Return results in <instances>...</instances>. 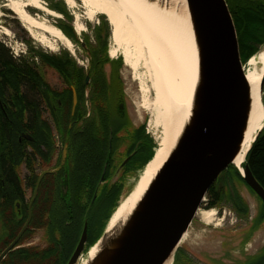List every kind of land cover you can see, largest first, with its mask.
Listing matches in <instances>:
<instances>
[{
    "label": "water",
    "instance_id": "obj_1",
    "mask_svg": "<svg viewBox=\"0 0 264 264\" xmlns=\"http://www.w3.org/2000/svg\"><path fill=\"white\" fill-rule=\"evenodd\" d=\"M185 2L198 52V81L190 116L131 216L114 234L107 236L104 230L93 244H100V251L88 264H167L170 260L173 264L209 190L242 150L251 112V88L228 4L226 0ZM263 49L264 44L257 54ZM260 89H264V75ZM72 91L74 115L78 98L74 88ZM240 175L264 205V188L248 165ZM30 220L31 215L17 239L0 256V262L18 243ZM87 238L85 226L68 264H78Z\"/></svg>",
    "mask_w": 264,
    "mask_h": 264
},
{
    "label": "trees",
    "instance_id": "obj_2",
    "mask_svg": "<svg viewBox=\"0 0 264 264\" xmlns=\"http://www.w3.org/2000/svg\"><path fill=\"white\" fill-rule=\"evenodd\" d=\"M226 2L237 31L241 60L242 62L247 61L264 44V0H226ZM60 12L70 19L65 8ZM61 30L73 44H79L81 48L90 53L91 61L90 69H85V67L79 66L69 54L52 57L35 54L43 66L54 69L61 76L66 84V88L61 91L53 88L44 80L35 58H14L11 51L3 43H0L1 193L13 185V179L11 181L8 179L13 178V164L16 163L17 166H20L25 163V155H19L20 149L32 147L36 161L37 154L41 153L44 147L47 149L54 148L53 130L50 122L44 117L47 112L54 120L59 118L60 128H64L65 132L80 135L77 139L82 140L81 146H77L75 143L72 148L81 150L80 158L82 160L79 164V176L83 178L80 191L82 195L88 194L89 200L95 189L94 186L91 188V185H96L104 164L107 163L104 160L113 155L111 150L108 154L106 150L114 149L112 144L108 148L107 142L105 144L103 141L100 142L95 134L103 133L107 136L109 133H114L116 139L119 135L118 140L123 138V136L121 137L122 134L129 135V143H133L129 152L134 150L129 155V161L126 164L131 166L130 170L134 169L132 167L137 160L139 163L136 167L140 165L138 169H142L154 156L156 146H154L153 139L145 133L143 127L135 128L133 126L124 107L123 85L119 75L122 60L111 61L108 58V41L111 37L108 22L103 21L96 27L95 46L88 43L85 46L80 44L72 26L61 27ZM107 64L111 67L109 75L104 68ZM87 77L90 78L88 84L85 82ZM72 88H75L78 96L77 111L74 115H72ZM88 88H90L91 95L90 103L94 106L95 111L93 120L80 124L76 128L75 124L81 123V119L86 115L84 91ZM97 119H99V130L95 124ZM71 123L74 126L72 128L69 127ZM25 135L32 139H24ZM20 138L22 143H19ZM74 138L71 137L72 140ZM92 161L97 166L94 171L96 173L93 177L94 182L90 185V177L94 175V173L89 174L91 171L89 168L93 165ZM245 165H248L255 179L264 188V127L253 143ZM237 176L243 181L239 174ZM3 181H5V187L2 184ZM120 187L121 185H117L114 191H106V193L112 197L114 193L119 192ZM217 187V183H215L206 196L209 199V209L217 207L226 197V194L224 197L223 189L217 190ZM105 197L106 195L103 198ZM83 200L82 198L81 202ZM88 202L84 209L87 208ZM235 203L239 213L242 216L245 215L247 208L242 200L236 196ZM91 205L93 208L96 206ZM260 216V222H262L263 214ZM97 239H94L93 244ZM181 252V249L177 251L175 264H188L187 261L181 260ZM53 262L45 249L28 248L9 254L1 264H53Z\"/></svg>",
    "mask_w": 264,
    "mask_h": 264
},
{
    "label": "bare ground",
    "instance_id": "obj_3",
    "mask_svg": "<svg viewBox=\"0 0 264 264\" xmlns=\"http://www.w3.org/2000/svg\"><path fill=\"white\" fill-rule=\"evenodd\" d=\"M63 1L69 8H75L74 0ZM79 1L88 20L92 21L100 15L107 18L113 44L109 51L111 58H116L120 52L124 64L134 70L145 59L151 73L154 97L152 101L144 100L143 108L152 112L154 125L162 129V137L154 156L143 167L132 191L120 202L118 209L108 220L105 229V235L108 236L126 223L176 145L190 116L193 93L198 81V52L185 0H179L182 5L180 11L174 5L165 6L161 0ZM6 7L41 45L51 50L58 43L68 48L73 46L62 31L45 17L29 12L30 9H36L58 18V14L42 0H7ZM84 31L83 26L76 27L78 34ZM244 70L251 88V112L242 150L233 164L241 174L254 138L264 125V104L260 89L264 75V49L247 62ZM198 214L204 223L211 224L215 210L199 211ZM186 236L187 234L181 242H184ZM99 251L100 244L92 246L86 254L87 258H81L78 264H88ZM167 264H172V260Z\"/></svg>",
    "mask_w": 264,
    "mask_h": 264
},
{
    "label": "rangeland",
    "instance_id": "obj_4",
    "mask_svg": "<svg viewBox=\"0 0 264 264\" xmlns=\"http://www.w3.org/2000/svg\"><path fill=\"white\" fill-rule=\"evenodd\" d=\"M42 1L46 4L49 9L55 11L59 17H50L41 11H38L36 9H30L29 12L32 15H40L41 17H45L53 26L59 28V30H61V27L68 28V26H72L80 44L85 46V44L88 43L95 46V29L103 21L108 22L105 16L100 15L94 18L92 21L88 20L85 16L86 11L79 0H74L76 3L75 8H69L63 0ZM161 1L165 6L168 7H170V5H174L175 8H178V11L182 8V5L181 3H179V0ZM6 4L7 0H0V43H3L9 49L13 56L16 54V51L21 58H35V61L37 62V65L39 67V70L41 71L44 80L53 88L57 89L58 91H61L66 88V84L64 83L63 79L57 71L48 66H43L39 57L35 54H42L44 56L51 57L69 54L79 66L85 67V69L89 68L91 61L90 53L87 52V50L81 48L79 44H72L73 46L71 48H68L66 47V45L58 43L56 44L54 50H51L50 48H47L44 45H41L30 36L27 30L22 26L20 20L16 17V15L6 7ZM64 8L67 12V16L70 17V19H68L62 12H60ZM79 26H83L85 28V31L83 33L78 34L76 32V27ZM112 48L113 44L110 37L108 41V58L111 61H115L118 59L122 60V67L119 69V75L123 85L122 92L124 95V107L126 109V112L130 117L133 126L135 128L143 127L145 133L153 139L154 146H156V149L162 137V129L154 125V117L152 112H150L146 108H143L144 100L152 101L154 97V93L152 90L151 73L149 72L146 61L145 59H142L137 69L134 70L133 68L124 64L123 58L122 56H120V52L116 58H111L109 51ZM256 54H254L253 56H255ZM247 62L248 60L242 62L244 64V67L246 66ZM104 68L106 73H108L109 75L111 73L110 65L107 64ZM89 90L90 88L84 91L86 114L91 111V95ZM143 91H146V93ZM262 100L264 104V89L262 91ZM44 117L45 119H47L48 122L52 124V118L48 113H45ZM56 141L58 143L57 139ZM124 152V147L119 149V154ZM58 153H60V150H58ZM122 155L121 159H124L125 155ZM139 167L140 165H138L135 170L125 175V172H123L124 169L121 166V168H119L115 175L112 177V182H122V196L117 201L115 199L114 203L108 207V210L105 213L104 221L103 218L98 219L99 230L102 228V226L105 225V222L108 221V219L113 215L120 202L134 188L138 177L140 176V172L143 169H138ZM237 174L240 175L239 171L232 165L226 171H224L221 176L217 179V186H223L222 189L224 192V197L225 194L226 197L218 204L217 207L211 209H209L208 207L209 199L206 197L205 201L203 202L200 208V211L206 212L213 209L215 210V216L211 224H206L202 221L201 216L199 214L196 215L192 225L189 228V231L187 232L186 239L179 245V250H182V252L180 253L181 260L187 261L188 264H236L238 260H244V258L243 260H240L241 255H239V248L242 247V250L246 248V250L253 252L254 250H256L257 246L263 243V203L245 185V183L237 176ZM230 194L235 197L237 196L242 200L245 207L247 208L245 215L242 216L240 213H237L236 208L234 207L229 198ZM109 203L110 199L106 202V204L108 205ZM262 214L263 221L260 222L258 216ZM251 219H258V224L254 225L255 221L252 222ZM251 224L253 225L251 226ZM246 230H248L247 233L245 232ZM246 235L249 236L248 239L250 240H248L247 242L249 244H241V240H243ZM99 236L100 234L98 233L95 239L99 238ZM2 242L3 241H1L0 243V252L4 247ZM36 244H39V242L37 241ZM243 245L245 246L243 247ZM86 254L81 255L80 259L87 258ZM183 261L180 262L182 263ZM174 262L173 264H175Z\"/></svg>",
    "mask_w": 264,
    "mask_h": 264
},
{
    "label": "flooded vegetation",
    "instance_id": "obj_5",
    "mask_svg": "<svg viewBox=\"0 0 264 264\" xmlns=\"http://www.w3.org/2000/svg\"><path fill=\"white\" fill-rule=\"evenodd\" d=\"M93 108L94 106L91 104V111L87 114L85 113L86 115L81 119V123L75 124L76 128L80 124L93 120L95 113ZM76 111L77 107L75 113ZM98 121L99 119H97V123L95 124L99 130ZM59 124H61L59 118L58 121L52 118L51 127L53 130L52 141L54 148L47 149L43 146L44 148L41 153L36 156V161L32 147L20 149V153L17 151L19 155H25V163L20 166H17L16 163L13 164V178H8L10 181L13 179V185L9 184L10 186L2 193L0 191V243L3 241L2 244L4 246L0 252V256L17 239L31 215L30 223L22 237L15 247L4 256L0 264L9 254L16 251H24L28 248L45 249L47 255L54 261L53 264H68L80 242L85 226H87L88 238L83 254H86L90 246H92L95 237L98 233L101 235L107 225L108 221L99 230L98 219L103 218L104 221L108 207L114 203L115 199L117 201L122 196V182L114 183L112 182V177L121 166L126 175L135 170L136 165L139 163V160H137L132 170H130L131 166L129 165L123 166L126 159L134 151L129 152L133 147V143H129V135L120 134L123 138L120 137L121 139L118 140L119 135L116 139L114 133H109L107 136L103 133L95 134L100 142L103 141L104 144L107 142L108 148L113 145L114 149L109 148L106 150L107 154L111 150L113 155L111 158L107 157L104 160L107 163L104 164L105 166L97 183H95L96 185H91L94 182L93 177L96 175L94 171L97 166L92 161L93 165L89 168L91 170L89 174L94 173V175L88 180L91 188L94 186L95 189L89 200L88 194L82 195L80 191L83 178L79 176V164L82 160L80 158L81 150L72 148V145L75 143H77V146H81L82 140L77 139L80 137L79 134L67 133L64 131V128H60ZM72 124H70V128L74 127ZM71 137H75L74 140L76 139L77 141L75 142ZM24 139L30 140L26 138V135ZM19 143H22L21 138ZM123 147L125 148V152L119 154V149ZM58 150H60V153H58ZM122 154L125 155L124 159H121ZM64 156L66 157L64 158ZM45 172L51 173L44 175L39 183L41 176ZM2 184L5 187V181ZM117 185H121L120 190L118 193H114L112 197L115 198H112L106 191H114ZM222 188L223 186L219 185L217 190H222ZM104 195H106L105 198H103ZM82 198L84 199L83 202H81ZM229 198L237 213H239V209L235 203L236 197L230 194ZM109 199L110 203L107 205L106 202ZM87 202V208L84 209ZM91 204L96 206L93 208ZM82 214L83 217H81ZM260 217L258 216V219ZM81 218L83 219L82 222ZM258 219H251L252 222L255 221L254 225L258 222ZM247 231L245 232L247 233ZM248 238L249 236L246 235L241 240V244H249L247 243L250 240ZM37 241L39 244H36ZM241 248H239V255H243L244 257L240 256V260H243V258L244 260H238L236 264H264V241L253 252L246 250V248L244 250Z\"/></svg>",
    "mask_w": 264,
    "mask_h": 264
},
{
    "label": "built area",
    "instance_id": "obj_6",
    "mask_svg": "<svg viewBox=\"0 0 264 264\" xmlns=\"http://www.w3.org/2000/svg\"><path fill=\"white\" fill-rule=\"evenodd\" d=\"M15 53H16V54H15V56H19V54H17V52H16V51H15Z\"/></svg>",
    "mask_w": 264,
    "mask_h": 264
}]
</instances>
